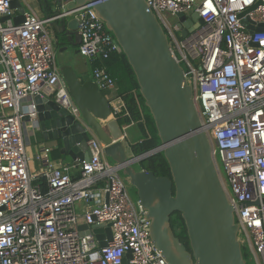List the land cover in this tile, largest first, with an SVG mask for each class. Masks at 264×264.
<instances>
[{"label": "built area", "instance_id": "1", "mask_svg": "<svg viewBox=\"0 0 264 264\" xmlns=\"http://www.w3.org/2000/svg\"><path fill=\"white\" fill-rule=\"evenodd\" d=\"M146 2L192 86L243 252L250 264H264V29L258 30L264 0ZM11 3L0 0V264H169L153 244L147 211L131 196L118 165L106 159L98 138L89 141V161L57 162L44 147L37 159L45 168L40 174L30 170L23 118L35 116L36 105L20 103L43 93L80 115L56 65L52 21L78 20L79 53L92 64L99 87L111 90L110 118L122 111L129 115L116 80L96 64L120 50L96 3L51 17L25 12L20 24L13 21ZM193 13L202 22L184 37L175 18L185 14L189 21ZM4 16L10 18L2 22ZM132 125L122 127L126 132ZM83 224L110 226L112 239L107 231L97 239L80 229Z\"/></svg>", "mask_w": 264, "mask_h": 264}, {"label": "water", "instance_id": "2", "mask_svg": "<svg viewBox=\"0 0 264 264\" xmlns=\"http://www.w3.org/2000/svg\"><path fill=\"white\" fill-rule=\"evenodd\" d=\"M92 2L135 73L160 145L141 155L134 154L129 143L130 130L125 132L117 119L110 118L111 90L101 89L93 79L80 78L71 61L59 66V71L80 115H74L54 98L37 93L29 100L36 105L35 116L26 115L23 119L33 132L41 133L45 141L52 142L73 161L91 159L89 141L93 137L103 142L106 159L118 165L147 211L153 244L169 264H248L239 241L234 208L220 180L210 140L202 130L192 86L172 52L163 26L146 0H59L55 13L76 10ZM11 7L21 8L19 15L13 16L14 23L20 24L25 9L19 0H12ZM66 17L62 18V28L73 36L71 46L79 53V22L72 18L67 23ZM186 17L177 14L175 18L184 37L202 22L197 13L189 21ZM8 18L4 16L1 21ZM263 29L261 24L258 30ZM156 153L167 159L171 176H157L141 168V161ZM175 215H180L185 223L190 249L174 231ZM80 229H87L86 233L97 239L107 231L112 239L110 226L90 228L83 224ZM100 245L106 246L107 242Z\"/></svg>", "mask_w": 264, "mask_h": 264}, {"label": "trees", "instance_id": "3", "mask_svg": "<svg viewBox=\"0 0 264 264\" xmlns=\"http://www.w3.org/2000/svg\"><path fill=\"white\" fill-rule=\"evenodd\" d=\"M44 0L45 5L49 8V1ZM49 10V9H48ZM51 13V12H50ZM57 37L63 39L64 33L57 32ZM96 64L105 65L109 73L116 80L119 88V94L125 100L129 115L124 111L117 114L118 122L123 125H133L130 127L133 133H130V147L134 154L141 155L145 152L153 150L160 145L157 129L148 108L145 105L144 99L139 92V85L135 73L129 64L125 54L121 48L118 51H113L109 59L97 61ZM136 90L137 94L133 91ZM129 129V130H130ZM138 132V134H137ZM135 134H137L135 136ZM134 137H132V136ZM132 139V140H131ZM59 152L54 154L55 158L59 157ZM141 168L153 171L157 176H171L170 166L167 159L162 153H156L141 161ZM40 183L44 190H47L46 180L40 179ZM172 226L178 237L190 249L186 226L180 215H175L172 218ZM245 259L247 256L244 254Z\"/></svg>", "mask_w": 264, "mask_h": 264}, {"label": "crops", "instance_id": "4", "mask_svg": "<svg viewBox=\"0 0 264 264\" xmlns=\"http://www.w3.org/2000/svg\"><path fill=\"white\" fill-rule=\"evenodd\" d=\"M49 1V8L44 3V0H19V3L21 6L25 9L26 12L29 11H35L38 15L42 17H51L54 16L57 12L56 10L58 9V1L56 2L52 0ZM52 3V4H51ZM56 6H55V5ZM14 11V16L19 15V10L21 9L20 7H14L12 8ZM49 9V10H48ZM51 12V13H50ZM63 18V17H62ZM62 18L56 19L51 22V29L53 33V41H54V48L56 52V65L59 69V66H61L63 63L67 61H71L76 69V72L78 73L79 77L82 78L83 80L87 79H93L92 75V65L90 64V61L82 56L80 53L76 52V49H73L71 46V39L73 38L72 35L68 34L66 31L63 30L62 25H63V20ZM72 17L67 16L66 17V22L68 23ZM67 30H69L67 28ZM61 31L64 33L63 39H59L57 36V32ZM64 47H68L66 51ZM30 98L22 101L20 103L21 106L27 107L30 105ZM112 119V118H111ZM25 121V120H24ZM26 122V121H25ZM26 126L28 127V134L30 138V143L28 145V155L30 157V170L35 173H41L42 168H45V163L37 159V155L40 153L41 149L44 147L51 148V158L57 162H62V163H72L74 162L68 155L62 154L59 149H56L54 147V144L52 142H48L44 140V137L41 133H36L33 132L32 129H30V125L28 122H26ZM130 129V127H129ZM130 133L132 134L133 131ZM138 134V132H137ZM135 134V136L137 135ZM132 136V135H131ZM134 137V136H132ZM59 152V157L55 158L54 154L55 152ZM73 175L76 176L77 172L73 170ZM40 182V181H39ZM83 208V204L80 206Z\"/></svg>", "mask_w": 264, "mask_h": 264}, {"label": "rangeland", "instance_id": "5", "mask_svg": "<svg viewBox=\"0 0 264 264\" xmlns=\"http://www.w3.org/2000/svg\"><path fill=\"white\" fill-rule=\"evenodd\" d=\"M92 76V75H91ZM129 192L131 194V196L134 198V199H137L136 198V194H135V190L133 188H129ZM248 264H250L249 260H248Z\"/></svg>", "mask_w": 264, "mask_h": 264}, {"label": "bare ground", "instance_id": "6", "mask_svg": "<svg viewBox=\"0 0 264 264\" xmlns=\"http://www.w3.org/2000/svg\"><path fill=\"white\" fill-rule=\"evenodd\" d=\"M48 2V1H47ZM46 3V2H45ZM52 4V3H51ZM55 5V4H54ZM56 6V5H55ZM91 64V63H90ZM92 65V64H91ZM113 77V76H112ZM132 140V139H131ZM141 164V163H140ZM141 166V165H140ZM47 188V187H46Z\"/></svg>", "mask_w": 264, "mask_h": 264}]
</instances>
